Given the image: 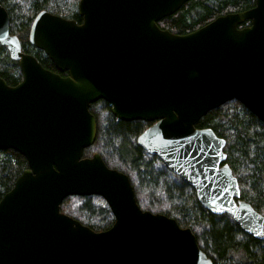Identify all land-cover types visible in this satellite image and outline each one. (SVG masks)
I'll use <instances>...</instances> for the list:
<instances>
[{
    "label": "water",
    "instance_id": "obj_1",
    "mask_svg": "<svg viewBox=\"0 0 264 264\" xmlns=\"http://www.w3.org/2000/svg\"><path fill=\"white\" fill-rule=\"evenodd\" d=\"M187 1L79 0L80 24L39 12L28 42L64 76L21 51L0 4V46L21 72L15 86L0 77V150L27 161L0 199V264H212L189 228L140 208L128 175L83 156L100 100L116 120L152 122L137 146L204 209L264 241V216L240 199L225 140L195 127L231 100L264 124V0L184 35L158 27ZM70 196L102 197L112 226L97 232L62 212Z\"/></svg>",
    "mask_w": 264,
    "mask_h": 264
},
{
    "label": "trees",
    "instance_id": "obj_2",
    "mask_svg": "<svg viewBox=\"0 0 264 264\" xmlns=\"http://www.w3.org/2000/svg\"><path fill=\"white\" fill-rule=\"evenodd\" d=\"M62 2L64 6H60ZM77 3L78 0H0L9 17L10 34L19 39L21 51L34 56L45 69L62 76L65 74L58 72L41 50L29 44L28 33L34 17L43 10L80 24ZM254 4L255 0H188L157 25L162 30L184 35L219 16L250 9ZM247 26L248 21L238 27ZM0 77L9 86L21 80L17 63L10 60L1 46ZM89 111L96 118L97 133L95 143L84 150V157H91L100 148L133 175L131 178L128 174L133 186L135 182L136 187L158 195L156 212L173 218L181 228H189L212 264H264L263 240L244 233L227 215H214L204 209L188 184L172 174L156 156L137 146V136L150 123L116 120L109 105L102 100L91 104ZM195 127L210 128L225 140V163L237 179L240 199L264 216V124L239 101L231 100L207 112ZM26 168L24 156L12 149L0 150V199ZM60 209L65 213L71 209L69 216L97 232L110 228L114 221L103 199L97 196L67 197Z\"/></svg>",
    "mask_w": 264,
    "mask_h": 264
},
{
    "label": "rangeland",
    "instance_id": "obj_3",
    "mask_svg": "<svg viewBox=\"0 0 264 264\" xmlns=\"http://www.w3.org/2000/svg\"><path fill=\"white\" fill-rule=\"evenodd\" d=\"M78 2H79V0H78ZM64 2H62L61 3V5L60 6H64ZM77 5H78V3H77ZM54 15H57V14H54ZM58 16H60V17H62V18H65V17H63V16H61L60 14L58 15ZM66 19V18H65ZM19 68V67H18ZM110 107V106H109ZM95 109H97L96 107H95ZM100 115V114H99ZM101 116H104L103 114H101ZM96 148H95V150H97V146H95ZM99 150V151H98ZM97 151L98 152H95V153H98L100 156H101V158H102V160H103V162L105 163V165L108 167V168H110V169H115V170H117V171H120V172H123V173H125L126 175H130L131 176V178H133V175L132 174H130L129 172H126V171H124V170H126V169H124V168H121L119 165H117L116 164V162L115 161H113L112 159H110V158H108V156L106 155V152H104V151H102V150H100V148L98 149ZM103 152V153H102ZM94 153V154H95ZM93 154V155H94ZM92 155V156H93ZM91 156V157H92ZM107 156V157H106ZM124 169V170H123ZM128 175V177H130ZM130 179V178H129ZM131 182V181H130ZM132 184V183H131ZM134 186H135V189H134V195H135V199H137V201H138V205L140 206V208L141 209H143V210H146V211H149V212H151V213H157L156 211L158 210V206H159V204H158V202H157V196L158 195H156V194H154L153 193V191H151V190H148V189H144V188H140V187H136V183L134 182ZM133 185H132V187H134ZM70 197H79V196H70ZM86 197H92V196H86ZM97 197H100V196H97ZM100 198H102V197H100ZM103 199V198H102ZM104 201V200H103ZM105 202V201H104ZM73 204H75V203H73ZM72 204V205H73ZM105 205H106V207L108 208V206H107V204L105 203ZM109 209V208H108ZM72 210L71 209H69L65 214H67L68 215V213L69 212H71ZM110 211V210H109ZM111 212V211H110ZM112 214V213H111ZM160 214H162V213H160ZM113 216V215H112ZM114 219V218H113ZM77 220V219H76ZM77 221H79V220H77ZM84 225V224H83Z\"/></svg>",
    "mask_w": 264,
    "mask_h": 264
},
{
    "label": "flooded vegetation",
    "instance_id": "obj_4",
    "mask_svg": "<svg viewBox=\"0 0 264 264\" xmlns=\"http://www.w3.org/2000/svg\"><path fill=\"white\" fill-rule=\"evenodd\" d=\"M152 124V122L148 125V127Z\"/></svg>",
    "mask_w": 264,
    "mask_h": 264
}]
</instances>
